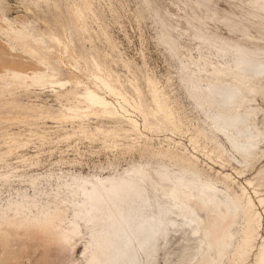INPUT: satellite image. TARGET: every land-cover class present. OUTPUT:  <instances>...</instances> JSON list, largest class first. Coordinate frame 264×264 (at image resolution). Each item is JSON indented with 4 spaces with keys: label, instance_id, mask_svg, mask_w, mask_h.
<instances>
[{
    "label": "bare ground",
    "instance_id": "obj_1",
    "mask_svg": "<svg viewBox=\"0 0 264 264\" xmlns=\"http://www.w3.org/2000/svg\"><path fill=\"white\" fill-rule=\"evenodd\" d=\"M41 2L22 0L21 6L32 10ZM4 4L0 0V99L9 101L21 88L49 86L61 108L44 117L71 123L74 131L67 137L87 134L91 118H116L118 127L96 129L113 136L115 147L120 131L134 145L149 143L159 160L106 175L62 168L30 173L25 170L39 162L38 156L15 157L30 139L2 129L0 264H156L170 233L179 231L194 245L187 244L173 262L166 253L165 264H264V193L258 187L264 167L247 176L264 151L259 116L264 105L257 102L258 96L264 101V0H248V6L234 0L151 6L162 40L179 58L180 82L204 117L202 124L187 115L191 133L156 81L147 78V102L140 86L130 81L137 99L94 54L90 68L82 56L73 58L72 26L92 41L91 0H68L71 22L59 17V30L38 27L24 12L10 19ZM217 26L239 38L221 35ZM54 63L70 73L59 76ZM37 118L34 111L0 115V121ZM37 135L50 141L47 134ZM202 162L215 174L205 172Z\"/></svg>",
    "mask_w": 264,
    "mask_h": 264
},
{
    "label": "rangeland",
    "instance_id": "obj_2",
    "mask_svg": "<svg viewBox=\"0 0 264 264\" xmlns=\"http://www.w3.org/2000/svg\"><path fill=\"white\" fill-rule=\"evenodd\" d=\"M4 1L6 13L13 20L18 12H24L38 27L50 30L60 29L57 21L59 17L71 22V16L68 13V0H43L39 7L32 10L24 9L21 6L22 0ZM91 1L96 14L95 21L92 22L88 19L92 25V41L89 40L87 33L83 37H79L72 26L69 35L75 50L73 58L82 56L84 58L82 60L86 61L84 65L90 68L92 66L91 56L94 54L100 61L109 64L115 74L118 73L128 91L137 99H139L138 94L130 81L140 86L143 93L142 98L147 102L151 101L147 78L156 81L164 100L172 108L185 129H190L189 133L193 129L189 117H194L195 121L203 124L204 117L194 108L186 89L180 82L179 58L162 40L158 17L151 7L159 4L161 8L171 9L170 3L177 0H155L152 5H148L145 0ZM234 1L237 5L248 6V0ZM219 4L223 7H230L224 1H220ZM90 16L93 17L94 15L90 13ZM214 29L223 36L233 39L239 38L236 34L226 33L218 26ZM181 42L185 47L188 44L185 38H181ZM54 67L59 76H66L70 73V70L60 63H54ZM10 98L9 101L6 98L0 99V115L7 113L32 114L33 111L38 114V118L31 121H0V143L3 142L2 129L21 131L25 140L30 139L29 144L21 148L20 153L15 157L34 155L38 156L39 162L28 167L25 171L30 173L59 172L62 168L66 172L68 170L84 174L100 172L106 175L114 172V170L131 167L137 162L151 161L155 163L159 160L156 155H153L149 143L143 141L134 145L132 139L125 137L124 133L120 131V135L115 136L119 142V145L115 147L112 142L113 136L107 137L96 129V127H100L103 130H111L118 127L119 122L116 118H91L89 120L90 130L87 134L77 132L67 137V134L74 131L71 123H62L57 119L44 117L48 113L56 114L61 108L60 99L49 86L21 88ZM257 99L258 103L264 105L260 96ZM63 101L66 102L67 100L64 99ZM259 116L260 121H262L264 113H260ZM41 133L47 134L50 141L39 138L37 134ZM160 136L164 137L163 134ZM186 136L182 140L189 144ZM156 142H158L157 139ZM200 156L203 157L202 154ZM10 160L16 161L17 159L10 158ZM201 164L205 172L210 175L215 174V171L208 165L203 162ZM20 165L22 166V163ZM260 167H264V151L260 152L255 167L247 171L249 173L247 176H252L253 170ZM234 174L236 175V173ZM258 187L264 193V182H261ZM11 192L14 190L12 189ZM180 236L181 231L170 233L169 244L157 253L156 264H165L166 253L170 254V262H173L187 244L194 245V240L188 238L187 235L185 236L186 239ZM77 250L76 254L79 255L82 248ZM57 263H59L58 260Z\"/></svg>",
    "mask_w": 264,
    "mask_h": 264
}]
</instances>
